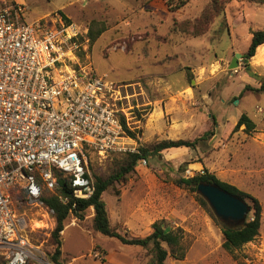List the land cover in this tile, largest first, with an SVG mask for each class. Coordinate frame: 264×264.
<instances>
[{"label": "rangeland", "instance_id": "obj_1", "mask_svg": "<svg viewBox=\"0 0 264 264\" xmlns=\"http://www.w3.org/2000/svg\"><path fill=\"white\" fill-rule=\"evenodd\" d=\"M14 1L25 8V23L56 14L87 32V38L102 30L86 52L78 53L80 66L106 81L130 85L122 94L128 96L123 107L131 113L136 149L150 156L146 166L137 163L126 181L103 193L110 226L139 238L156 221L180 229L188 246L185 258H167L165 264H264V93H241L245 85L258 88L264 81V52L256 51L248 72L242 59L251 32L264 31V4L232 0L205 32L193 37L179 25L195 23L211 0H187L179 9L173 7L180 0ZM235 54H241L238 67L229 70ZM242 114L255 126L249 134L244 126L233 131ZM205 133L211 134L195 149L150 153L162 141H193ZM125 155L90 152L87 176L92 182L107 177ZM204 169L261 205L258 236L233 252L222 249L221 223L198 204L197 193L174 184ZM13 205L24 216L29 242L45 254L39 264H51L54 247L47 240L54 221L21 196ZM92 217L89 209L82 220L72 215L65 220L60 264H155L151 246H125L99 235L92 229Z\"/></svg>", "mask_w": 264, "mask_h": 264}, {"label": "built area", "instance_id": "obj_2", "mask_svg": "<svg viewBox=\"0 0 264 264\" xmlns=\"http://www.w3.org/2000/svg\"><path fill=\"white\" fill-rule=\"evenodd\" d=\"M24 13L14 0H0V255L6 264H39L45 255L24 234L16 196L53 220L41 196L54 193L58 174L71 183L74 200H87L90 152L138 154L121 126L124 118L131 130L122 95L130 85L80 66L78 53L87 51L88 39L76 24L56 14L25 23ZM137 163L147 164L144 158Z\"/></svg>", "mask_w": 264, "mask_h": 264}, {"label": "trees", "instance_id": "obj_3", "mask_svg": "<svg viewBox=\"0 0 264 264\" xmlns=\"http://www.w3.org/2000/svg\"><path fill=\"white\" fill-rule=\"evenodd\" d=\"M231 1L232 0H211L210 3L203 9L199 19L195 23L185 21L179 25V30L182 33H186L187 35L193 37L202 34L205 32L208 25H210L215 18L224 12L225 6ZM249 1L256 5L264 4V0ZM186 2L187 0H180L178 4H175L173 9H179L185 5ZM64 20L68 22L66 19ZM101 31L93 35L89 34V38H87L89 46L90 43L100 35ZM263 44L264 31H252L247 52L242 56L246 72L251 70L249 60L255 56L256 50ZM246 91H251L252 93L257 94L264 93V81L260 82L258 88L245 85L241 93ZM213 124H216L214 119ZM121 126L126 137L131 139L136 137V133L131 132L126 127L124 118H121ZM241 126H244L243 131L247 134L252 132L255 128L253 122L245 114L240 116L233 128V131H237ZM208 134L211 133H205L193 141H162L154 145L150 153L154 156L163 150L172 148L185 147L195 149L197 144L203 141L204 137H207ZM148 156H150L149 152L144 149H139L138 154H126L125 158L117 167L113 169L111 174L105 178H94V181L92 182L93 193L87 200H74L71 193V183L66 178H62L60 174L57 175V187L54 193H48L45 195L47 192H43L41 196L44 207L53 212L52 219L55 223L47 240V244L54 247L53 252L49 255V261L51 264H60L59 257L61 255V233L64 230L65 220L70 215L82 220L85 216V212L89 209L93 210L92 229L95 233L104 237L115 239L125 246H136L141 248L151 246V250L154 253L155 264H165L167 258L178 261L185 258L188 246L183 242V236L181 234L182 231L166 225L163 220L152 223L150 226L151 232L143 238L128 237L126 234L122 235L110 226L106 206L102 200L103 193L115 183H122L126 181L127 175L134 171L137 162L142 158L147 159ZM199 183H211L216 185L222 190L245 201L249 206L250 213L243 226L237 229H230L220 224L223 236V242L221 245L222 249L226 252H233L240 249L245 244L252 242L258 236L261 225L262 209L258 199L242 190H239L233 185L221 181L214 174L209 173L205 169L202 173H197L192 177L178 178L174 181L176 186L185 187L195 193L196 187ZM61 198L66 199V202L63 203L60 200ZM196 199L198 204L206 210L211 217H213L206 201L198 194H196ZM2 264L6 263L4 262ZM238 264L244 263L240 261Z\"/></svg>", "mask_w": 264, "mask_h": 264}, {"label": "water", "instance_id": "obj_4", "mask_svg": "<svg viewBox=\"0 0 264 264\" xmlns=\"http://www.w3.org/2000/svg\"><path fill=\"white\" fill-rule=\"evenodd\" d=\"M241 54H235L228 68L233 70L238 67V59ZM196 193L208 204L215 218L230 229H237L245 223L250 210L248 204L222 190L211 183H199Z\"/></svg>", "mask_w": 264, "mask_h": 264}, {"label": "crops", "instance_id": "obj_5", "mask_svg": "<svg viewBox=\"0 0 264 264\" xmlns=\"http://www.w3.org/2000/svg\"><path fill=\"white\" fill-rule=\"evenodd\" d=\"M256 51H258V52H264V44L262 45V46H260ZM257 56V54H255V56L254 57H256ZM218 179H220L221 181H224L222 178H221V176H216ZM145 230H146V236L149 234V232H150V228L149 227H145Z\"/></svg>", "mask_w": 264, "mask_h": 264}]
</instances>
